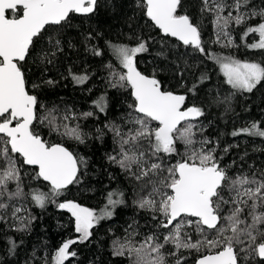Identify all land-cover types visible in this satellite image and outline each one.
<instances>
[{"label":"snow or ice","instance_id":"snow-or-ice-1","mask_svg":"<svg viewBox=\"0 0 264 264\" xmlns=\"http://www.w3.org/2000/svg\"><path fill=\"white\" fill-rule=\"evenodd\" d=\"M101 6L102 0H0V264H12L4 256H19L23 236L37 219L33 208L53 204L68 212L77 236L63 240L50 256L33 248L23 264H73L78 258L73 246L89 241L94 228L128 206L124 187L108 190L98 211L61 201L70 185L81 182L89 161L62 144L49 143L36 130L39 125L79 144L93 138L103 142L111 134L107 162L131 185V204L148 221L143 232L135 217L126 223L123 235L111 242L112 256L125 258L126 264H264V163L248 164L247 149L239 161L227 163L225 156L240 143L222 145L219 136L206 135L211 108L227 115L234 111L238 93L264 86V62L232 53L242 47L264 52V0H198L196 15L186 11L185 0H136L149 26L162 36L156 55L164 60L175 56L170 71L175 87L183 91L165 87L156 70L146 75L138 69L137 57L150 51V37L133 33L131 44L106 40L119 65V70L106 66L107 83L130 90L131 102L118 121L97 127L93 136L73 123L93 117V111L60 113L41 104L33 89L55 81H30L27 61L46 38L35 61L54 64L66 44L75 47L66 40L73 16L91 17ZM82 35L86 52L104 55L92 43L99 32ZM169 39L178 44L169 47ZM209 63L219 76L211 88L215 73L207 69ZM68 75L84 85L92 74L69 67ZM107 107L104 95L94 101L100 113ZM228 135L264 141V121L233 127ZM188 254H194L191 261Z\"/></svg>","mask_w":264,"mask_h":264},{"label":"trees","instance_id":"trees-1","mask_svg":"<svg viewBox=\"0 0 264 264\" xmlns=\"http://www.w3.org/2000/svg\"><path fill=\"white\" fill-rule=\"evenodd\" d=\"M258 2V0H257ZM198 0H185L186 11L197 14L196 4ZM207 30L211 26L207 24ZM150 22L136 7V0H102V6L98 12L91 17L73 16V27L66 30V40L75 45L74 48L65 45V51L58 55L54 64H42L35 61V57L41 48L46 46L45 41L37 44L33 52V58L27 61L28 77L32 82H40L51 79L55 81L53 85L41 83V87L33 89L39 95L40 102L47 108H56L60 113L65 109H70L77 115L93 111L95 115L87 119H79L73 123H79L86 133L95 134L97 127L103 128L108 121H118L127 110V104L131 102L129 91L126 89L112 88L108 85L107 79L109 70L106 67L112 64L119 70L118 61L112 55L105 45L106 40L113 43H133L128 37L133 33L149 38L151 44L148 53L141 54L137 57L138 69L146 74L151 75L156 70L157 76L165 83V87L177 89L176 80L172 78L169 63L175 60V56L169 55V60H164L156 55L160 50L162 36L158 31L149 26ZM93 30L101 35L92 41L93 44L100 47L104 55L96 57L90 52L84 50L81 43L83 33ZM207 36V32H206ZM250 39H254L250 38ZM178 44L176 41L169 39L168 46ZM178 49L173 48L175 52ZM184 51L183 49H179ZM216 51H221L218 47ZM232 53L240 59L255 60L264 62V52L249 51L246 48L233 49ZM79 73L85 68L91 73V78L84 85L75 84L68 75V68ZM207 69L215 73L209 82V87L218 85L219 76L215 66L211 63L206 65ZM31 88V84L29 85ZM230 91V90H229ZM101 95L107 98L106 113H100L94 108V101ZM234 111L224 115L222 109L211 108L210 115L212 124L208 126L207 134L213 137L219 136L222 145L229 143H240L239 149H232L225 156V162L231 163L232 159L239 161V155L245 149L248 151L246 161L248 164L259 166L264 163V152L253 151V148H264V141L260 138L236 137L233 138L228 133L233 127H240L246 123L255 121H264V86H258L253 93H238L233 100ZM41 136L49 143H59L74 153L84 156L88 159L89 164L86 174L82 175L79 184L71 185L65 195L60 200H74L82 206L99 210L105 204V193L117 187H124L128 191V206L118 209L117 214L111 220L101 222V225L93 229L94 235L84 244L74 245L73 248L78 252V258L73 264H126L125 258L114 257L111 255V242L114 237L123 235L126 223L131 222L135 217L145 231L147 227V218L145 213H138L131 204V185L125 180L119 169L109 165L106 155L113 148L111 134L105 136L103 142L96 139L89 140L86 144H79L75 140L61 136L49 130L44 125L37 126L36 129ZM31 172L32 170L29 169ZM109 173L115 176L110 179ZM25 183L28 178L25 177ZM33 186H41L47 190L46 186L39 181H33ZM33 214L37 217L32 231L24 235V244L21 246L18 257L4 256L5 261H12V264H23L24 259L31 255L32 249H37V254L47 253L49 256L59 247L61 242L68 238H76L77 234L73 229V221L70 214L58 209L55 205L49 204L45 210L33 208ZM19 238V234H16ZM0 255H4L0 252ZM194 254H188V260L191 261Z\"/></svg>","mask_w":264,"mask_h":264},{"label":"water","instance_id":"water-1","mask_svg":"<svg viewBox=\"0 0 264 264\" xmlns=\"http://www.w3.org/2000/svg\"><path fill=\"white\" fill-rule=\"evenodd\" d=\"M172 40H174V39H172ZM177 43H178V42H177ZM70 186H71V185H70ZM70 186H69V187H70Z\"/></svg>","mask_w":264,"mask_h":264}]
</instances>
